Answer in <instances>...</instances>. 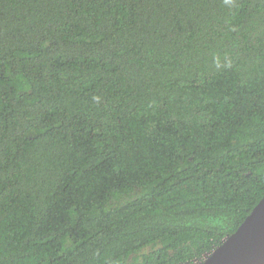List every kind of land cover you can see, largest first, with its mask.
<instances>
[{
    "label": "trees",
    "instance_id": "16d2710c",
    "mask_svg": "<svg viewBox=\"0 0 264 264\" xmlns=\"http://www.w3.org/2000/svg\"><path fill=\"white\" fill-rule=\"evenodd\" d=\"M264 196V0H0V264H201Z\"/></svg>",
    "mask_w": 264,
    "mask_h": 264
},
{
    "label": "water",
    "instance_id": "95a60500",
    "mask_svg": "<svg viewBox=\"0 0 264 264\" xmlns=\"http://www.w3.org/2000/svg\"><path fill=\"white\" fill-rule=\"evenodd\" d=\"M201 264H264V196Z\"/></svg>",
    "mask_w": 264,
    "mask_h": 264
},
{
    "label": "built area",
    "instance_id": "2783aa9c",
    "mask_svg": "<svg viewBox=\"0 0 264 264\" xmlns=\"http://www.w3.org/2000/svg\"><path fill=\"white\" fill-rule=\"evenodd\" d=\"M207 255H208V254H207ZM207 255H205V257H206Z\"/></svg>",
    "mask_w": 264,
    "mask_h": 264
}]
</instances>
